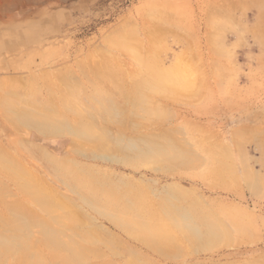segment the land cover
I'll return each instance as SVG.
<instances>
[{"label":"rangeland","instance_id":"rangeland-1","mask_svg":"<svg viewBox=\"0 0 264 264\" xmlns=\"http://www.w3.org/2000/svg\"><path fill=\"white\" fill-rule=\"evenodd\" d=\"M164 22L166 24H163ZM153 26L167 28L162 29L161 35H157L155 39L158 45L165 47L159 52L162 65L168 66L177 54H184L183 60H195L197 66L200 62L204 64L205 67H201L200 73L205 75L206 72L210 82L206 80L208 84L205 82L206 84L201 86V75H198L200 80L197 87H201L199 91L196 87L194 94L165 100L163 103L168 108V113L166 112L160 124L163 128H175L176 133L171 131L170 137L179 143L183 141L182 145L188 141V135H185L188 132H191L189 137L194 134V137L201 140L202 136H197L194 130L202 127L200 131H204L206 135L203 137L208 140L203 138L201 141L210 144L208 146L214 147L215 151L226 147L229 151L224 154H230L231 159L221 153L206 154L183 145L189 148H184L189 154L186 153L188 157L185 155L184 159L187 161L183 165L177 160L178 163L176 161L171 168L160 167L162 165L157 163H137L136 166H131L122 162L125 156L116 150L110 151L114 152L112 156L110 153L104 156L86 144L71 143V136L64 128L57 132L51 128H40L30 122L33 113L46 112L48 88L53 83H59L62 87L63 83L68 85L74 82L68 86L83 90L86 96L90 95L97 87L90 81L92 75L87 68L93 61L108 56L120 61L125 72L135 67V60L124 51L115 50L113 43L123 40L134 44L138 41L143 46L146 43L143 33ZM119 28L123 29L119 33L122 35L117 34ZM196 52L198 53L195 54ZM209 60H212L213 64ZM201 63L199 67L202 66ZM214 63H219L218 70V65L214 67ZM222 68H230V72L225 74L223 71L227 69ZM208 70L213 72V75L208 73ZM216 71H220V76ZM211 75L215 76L216 80ZM213 82L217 83L215 85L218 87L222 84L225 86L224 83L226 86L219 90ZM220 82L222 84L218 85ZM227 82L230 86H227ZM207 92L212 96H208ZM219 93L222 96H219ZM167 114L169 118H166ZM67 118L71 122L72 118ZM120 118L121 116H116V121L103 124L109 127L108 138L112 139L113 133L119 130L120 127L115 122ZM135 119L136 117H130L129 124L136 122ZM10 122L22 124L12 127ZM3 124L6 125L4 130ZM1 125L0 145L4 146L10 139L13 140L15 145L12 152L23 159L22 164L45 180L48 179L60 194L62 192L63 196L66 195L64 197L70 201V208L83 211L87 221H83L82 228L90 229L93 236H97L96 239L99 237L101 259H108L110 264H132L133 260L135 264L264 263V0H243L237 5L231 0H0V127ZM193 126L198 127L191 129ZM179 127L182 130L178 129ZM232 131L238 132L233 134ZM124 132L130 137H135L133 132L128 133V129H124ZM164 139H158L159 143L165 144ZM234 141L237 147L233 144ZM131 155L127 153L126 158L132 159ZM50 157H60V160L67 158L68 161L72 159L77 165L106 171L114 180L119 181V187H142L154 200L170 195L178 197L179 193H183L184 198H177L180 205L196 204L204 213H216L217 219L228 234V239L226 242L224 239L220 242L208 241L207 244L198 245L187 252L175 254L147 248L126 231L114 226L107 216L91 209V202L82 201L76 189L67 188L65 183L59 182L55 174L53 175ZM221 160L225 165L229 164L231 170H227ZM217 163L216 169L221 170L220 178L217 173H208V168ZM151 165H157L154 167L157 169H151ZM129 182L131 187H126ZM8 189L4 194L5 198L9 201L16 199V189ZM87 202L89 204H86ZM88 221L92 223L89 222V225ZM86 222L87 224H84ZM196 224L199 225V222ZM61 226L60 234L65 233L62 239L72 244L68 249H80L81 244L78 245L72 229H69L68 225ZM94 228L97 231L94 232ZM32 229L29 231L34 235L41 231L37 226ZM103 236L106 239L108 237V241ZM73 239L77 240V244ZM104 243L107 244L106 247L103 246ZM105 253L107 255L104 256Z\"/></svg>","mask_w":264,"mask_h":264},{"label":"bare ground","instance_id":"bare-ground-1","mask_svg":"<svg viewBox=\"0 0 264 264\" xmlns=\"http://www.w3.org/2000/svg\"><path fill=\"white\" fill-rule=\"evenodd\" d=\"M231 1L237 5L241 4L243 0ZM163 24H166V22ZM162 29L166 30L167 28H165V26H153L151 29H149L150 31H147L146 29V31L143 33L146 37V43L143 46L138 41H135L134 44L123 40L121 42L113 43L115 50H119L120 52L124 51L127 55H130L133 60H135L133 62L135 63V67H131V69L129 68L130 70L128 69V72L123 71L119 63L120 61L118 62L116 59H113V57L110 58L107 56L98 61H91V66L89 67L87 65V68H89L90 71L89 73L92 75L89 79H91L90 81L97 85V87L91 92L90 95L86 96L82 92L83 90L81 91L78 88L68 86L72 85L74 82L68 85H64L63 83L62 87L59 83H53L50 85L51 87L48 88V99L46 98V112L42 114L33 113L30 117V122L40 126V128H51L52 130H58L59 132L64 128L66 129L65 132L71 136V143L80 145L86 144L87 146H90L92 150L98 151L104 156L106 153H110L112 156L114 152L111 153L110 151L116 150L125 156L122 162L124 161L126 164L131 166H136L137 163H143V165L157 163L162 165L160 167L171 168V166H174L177 160H180V163L183 165L187 161L184 159L185 155L189 154L187 153L189 151L185 150H189V148L184 147L187 145L195 151L201 150L206 154H213V152L224 154L229 151V149L226 147L222 148L220 151H215L216 149L214 147L208 146L210 144L207 145V142L204 143L201 141L203 138L205 141L208 140L203 137L206 135L204 131H200L202 127L200 129L198 126V129H195L197 128L195 126L191 128L195 129L194 133L197 132V136H202L201 140H198L199 138L197 139L194 137V134L193 136L191 135L189 137V133L191 132L186 131L188 132V134L185 133V135H188V141L185 143V145L183 144V146L181 144L183 141H180L181 143H179L177 142L178 140L175 141L173 139V141L170 137L171 131L176 133L175 128H163V125L160 124L161 120L164 119L166 112L168 113V108L163 103L165 100L181 98L183 96L189 95V93L194 94L197 85L201 84V86H204L202 84L209 82L207 80L208 74L206 75V72L205 75L204 73L201 74L202 72L200 73V71H202L201 67H203L204 64L202 65L200 62L202 66L199 67L200 63H198L199 65L197 66L194 59V62L191 60L189 62V60H185V58L183 60L184 54H177L172 62L169 61L170 64L168 66L162 65L159 59V52L164 50L165 47L158 45L155 40L157 35H161L162 32L160 31ZM122 31L123 29L119 28L117 34ZM164 34L165 33H163V35ZM120 37L122 39L126 38L122 36ZM119 40L121 39L119 38ZM218 45L219 44H217V48ZM189 48L191 49V47ZM197 53L198 52L195 54ZM199 60L202 61L200 58ZM212 60H209L211 61V64H213ZM216 60L217 59H215V61ZM213 66H217L218 70L219 63L216 65L214 63ZM214 67L212 69H214ZM226 69L227 68H222V70ZM229 69L223 72L226 74L228 73ZM222 70L220 71L222 72ZM223 72L220 75H222ZM80 73L82 74V72ZM208 73H210V71ZM212 73L213 72L210 74ZM219 73L216 71V74L219 75ZM216 74L214 75L216 76ZM198 75H201L200 78L201 82L203 83L199 82L198 84V80H200ZM212 75L211 77H214V80H216L215 76ZM227 76L226 78L228 79L229 76ZM219 78L218 80H222ZM222 81H224V79ZM221 84L222 83L220 82L218 85ZM224 84L226 86V83ZM215 86L218 89H222V86L225 87L223 84L220 87L217 85ZM227 86H230V84ZM199 89H201V87H197L198 91ZM18 95L17 97H19ZM190 95L192 96V94ZM208 96L212 95L209 94ZM219 96L222 95L219 93ZM206 99H208L207 95ZM15 112L14 116L18 111L16 113ZM67 116L72 118L71 122L68 121ZM116 116H121L120 120L115 122L118 123L117 125L120 128L119 130L115 131V133H113V136L111 134L112 139H110L108 138V136H110L108 135L110 134L108 130L109 127H105L103 124L113 120L116 121ZM130 117H136L137 121L134 123L132 122V124L130 122L129 124L128 119ZM167 117L169 118L168 114L166 118ZM107 119L108 121H104ZM125 123L128 124L126 125ZM10 124L12 127H14V125L16 126L22 123L10 122ZM3 125H1L0 128L3 126L2 129L4 130L6 125ZM2 129L0 131H2ZM124 129H128V133L133 132L135 137L128 136L124 132ZM178 129L181 128L179 127ZM236 132L238 131H235L233 134H237ZM254 132H256V130ZM182 134H184V132ZM171 135L173 136L174 134ZM163 138H165L164 140L166 143H159L158 139H161L162 141ZM236 141L239 142L238 140ZM226 143L227 142H225V145ZM235 143L236 142L234 141L233 144L236 145L237 143ZM239 144L240 143H238V145ZM13 145H15V142L11 139L8 143H5L4 146L0 145V264H110L108 259H101L102 256L99 252L101 250L99 249V242L101 240L98 241L99 237L96 239L97 236L94 237L90 229L88 230L82 228L81 224L83 221H87L83 211H81L79 208H70V201L64 197L66 195L63 196L62 192L60 194V192L56 189L57 187L53 185L55 187L54 188L48 182L47 178V180H45L32 170H29V167L27 168L25 165H23V159L21 160L18 155L12 152L14 149ZM235 147H237V145ZM236 149L239 150V148ZM117 152H115V154H117ZM127 153L132 154V159L126 158L128 157L126 156ZM225 155L226 154H224V156ZM104 156H102V158ZM117 156H115L116 159ZM226 156L231 159L229 157L230 154ZM190 157L192 159V156ZM66 159L67 158L60 160V157L59 159L50 157L49 163L52 167L53 175L55 174L54 176L57 177L56 179L59 182L62 181L65 183L67 188L70 187L72 190L76 189L82 201L86 200L91 202L89 205L91 206V209L95 210L99 214L107 216L114 226L126 231L132 237L143 243L147 248L167 254H175L181 251L187 252L194 249L198 245L205 243L207 244L208 241L220 242L224 239L226 242L228 239V234L224 227L221 226L219 219H217L216 213H213L212 211L204 213L201 207H198L196 204H186L185 206L180 205L177 198H184L183 193H179L178 197H174L170 195V193L169 197L164 196L154 200L151 198V195L140 186L139 189L121 188L122 186L119 187L120 185H118L119 181L117 182L114 180L110 173L106 171H99L88 166L77 165L74 161H72V159L71 161ZM199 161L200 160H197V162ZM221 162L222 164L224 163L222 160ZM176 163H178V161ZM218 163L214 166L211 165L208 168V173H217L218 178H220L222 176L220 175L221 170L216 169ZM156 166L151 167V169ZM223 166L227 168V170H231V166L229 164L225 165L224 163ZM201 167L199 169H201ZM232 168H234V166H232ZM9 187H13L17 192L16 199L12 201L7 200L4 196L6 190ZM126 187H131V182L127 183ZM86 204L89 203L87 202ZM86 217L88 216L86 215ZM89 222L90 221H88V224ZM197 222H199V225L196 224ZM62 224L65 227L68 225V228L72 229L76 239L79 242L78 245L81 244L80 249H77L76 251H71V248L68 249V247L72 244L70 245L67 240L64 238V240L62 239V237H65V233L63 235L60 234V230L62 229L61 227H63L61 226ZM84 224H87V222ZM35 226L41 229L40 233L37 231L36 235L30 233L29 231L30 228L33 230L32 227L35 228ZM241 228L242 227H240V230ZM94 229V232L97 231L96 228ZM241 234L243 235V233ZM72 238L73 237H71V240ZM104 239H106V237H104ZM104 239L102 238V241ZM77 240H74L75 244H77ZM106 240L108 241V237ZM110 243H112V241ZM184 244L186 245L184 246ZM103 246L106 247L107 244ZM72 248L74 247L72 246ZM111 249L113 251V247H111ZM105 255H107V253H105L104 256ZM134 261L135 260H133L132 264ZM240 264L253 263L242 262Z\"/></svg>","mask_w":264,"mask_h":264}]
</instances>
